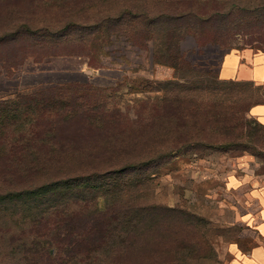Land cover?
<instances>
[{"label":"rangeland","instance_id":"obj_1","mask_svg":"<svg viewBox=\"0 0 264 264\" xmlns=\"http://www.w3.org/2000/svg\"><path fill=\"white\" fill-rule=\"evenodd\" d=\"M216 1L218 3L208 1L207 6L218 4L217 11L198 18L185 16L174 25L159 23L156 45L153 35L148 34L144 46L118 38L112 43L105 42L94 55L89 52V45L86 50L81 49L94 57L93 63L98 66H92L86 55L51 56L41 62H35L32 57L15 58L9 64H0V103L20 92L47 85L42 82L76 79L79 80L76 85L84 88L83 81H88V100L105 105L101 110L103 114H117V118L107 121L108 126H118L121 130L131 127L136 134L142 129L140 124L148 125L149 130L162 124L154 120L155 105L168 114L176 113L180 105L183 114L189 116L182 120L191 119L187 130L200 136L219 133L216 127H211L214 125L205 124V117L234 113L239 126L234 131L237 141L217 145L188 142L164 158L153 156L156 159L151 162L150 171L154 173L138 187L147 189L148 193L137 201L160 207L152 209L149 221L145 220L140 226V236L134 237L146 264H231L232 247L248 245L244 238L247 230L240 221L242 190L230 189L228 179L245 173L264 178V128L250 115L252 105L262 101L256 87L264 80L221 81L218 71L224 54L233 49L251 47L264 51V0ZM186 29L191 33L179 42L181 62L177 55L152 53L154 47L167 49V35L174 32L183 36ZM79 33L72 31L73 35ZM4 98L6 100H2ZM164 120L169 121V118ZM244 122L256 130L252 142L239 135L245 129ZM36 126L40 125L26 120L23 110L15 119L0 121V127L8 136L18 138L26 131L24 141L31 136L29 130ZM127 137L125 132L119 135V142L125 145L123 157L140 162L152 156L148 151L156 141H162L153 133L140 134L136 140L132 137L130 143ZM11 141H6L8 146ZM22 157L41 163L45 159L42 153L27 151ZM12 159L10 153L0 154V166L7 167ZM54 160L50 161L51 165L48 162L46 172L37 173L43 178L35 179V171L30 173L35 179L33 183L54 178L58 169ZM7 172H0V193L26 185L20 170ZM140 175L145 172L140 170ZM24 212L21 202H10L6 209L0 208V264H17L12 260L13 254L4 259L11 252L12 241L22 236L31 237V231L39 228V224H31L29 217L24 218Z\"/></svg>","mask_w":264,"mask_h":264},{"label":"trees","instance_id":"obj_2","mask_svg":"<svg viewBox=\"0 0 264 264\" xmlns=\"http://www.w3.org/2000/svg\"><path fill=\"white\" fill-rule=\"evenodd\" d=\"M208 1L218 3L216 0H0V64H9L15 58L32 57L41 62L51 56L86 55L93 66L94 57L81 50H86L87 45L93 55L105 42L112 43L118 38L144 46L148 34L153 35L156 45L159 23L174 25L182 17L198 18L220 8L218 4L208 7ZM75 30L80 33L73 35ZM190 33L186 29L183 36L174 32L167 35V49L154 47L152 53L177 55L181 62L179 42ZM77 81L42 82L47 85L20 92L0 103V121L15 119L23 110L26 120L40 125L29 130L31 136L27 141H24L26 131L16 138L6 135L0 127L3 137L0 154L13 155L8 168L2 165L0 172L20 170L26 181L22 188L0 193L1 207L6 209L10 202H21L24 218L29 217L33 226L39 224L37 230L31 231V237L12 241L11 252L4 259L13 254L12 260L17 264H146L134 237L140 236V226L149 221L152 209L160 207L137 201L148 193L138 187L154 173L150 171L151 162L182 149L188 142L217 145L237 141L234 134L239 127L237 118L234 113L207 116L205 124L214 125L211 127H216L219 133L200 136L187 130L191 119L182 120L189 116L183 114L180 105L172 114L155 105L154 120L162 124L151 130L140 124L142 129L136 134L131 127L121 130L108 126L107 121L117 118L116 112L110 116L103 114L105 105L88 100V81H83L84 88H79ZM256 89L262 101L255 104H264V82ZM93 106L99 109L90 110ZM166 117L169 121L164 120ZM252 118L264 128V123ZM140 121L141 118L138 124ZM242 127L245 129L239 135L246 141H254V127L245 122ZM121 132L128 133V143L132 137L136 140L146 133L160 136L162 141H156L154 150L148 151L152 156L144 162L134 161L123 157ZM9 139L10 146L6 143ZM25 151L44 154V162L23 158ZM53 160L58 168L54 178L33 183L43 178L37 173L46 172L48 162ZM140 170L145 175H140Z\"/></svg>","mask_w":264,"mask_h":264},{"label":"crops","instance_id":"obj_3","mask_svg":"<svg viewBox=\"0 0 264 264\" xmlns=\"http://www.w3.org/2000/svg\"><path fill=\"white\" fill-rule=\"evenodd\" d=\"M223 80L263 81L264 51L251 47L233 49L224 54L219 68ZM250 115L264 123V104H255ZM230 189L242 190L240 221L245 226V241L248 245L232 247L231 264H264V178L250 173L230 176Z\"/></svg>","mask_w":264,"mask_h":264}]
</instances>
